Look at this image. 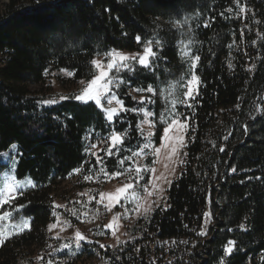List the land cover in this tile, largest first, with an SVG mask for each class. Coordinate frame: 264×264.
Instances as JSON below:
<instances>
[{"label": "trees", "instance_id": "1", "mask_svg": "<svg viewBox=\"0 0 264 264\" xmlns=\"http://www.w3.org/2000/svg\"><path fill=\"white\" fill-rule=\"evenodd\" d=\"M185 19L182 28L173 27V21ZM148 39L164 59L154 72L139 66L122 72L131 83L118 95L126 107H138L142 95L152 94L132 89L152 85L155 103L145 106L157 121L175 100L179 119L190 118L187 155L167 190L166 206L138 219L128 240L101 248L106 236L86 234L84 222L88 215L90 230L103 231L106 211L96 204L98 194L91 192L87 204L60 191L75 173L83 189L84 176L97 178L98 161L85 149L112 130L128 131L121 156L137 150L145 138L133 129L143 113H121L122 119L109 122L92 101H41L50 100L49 81L58 72L72 74L59 84L74 87L92 79L91 60L111 49L143 52ZM178 41L200 56L194 70L199 93L189 100L184 96L189 61ZM171 83L176 86L169 88ZM165 126L156 123L155 146ZM12 146L18 148L17 178H29L35 187L4 206L24 204L16 214L30 220V230L0 245V264L34 263L35 255L54 264H264V0H240L239 6L235 0H0V153ZM119 158L102 162L109 176L124 171L128 161L121 167ZM145 165L153 167L154 158ZM2 168L0 162V174ZM57 201L65 205L57 207ZM54 223L70 233L79 229L99 244H83L76 252L73 236L51 235ZM229 241L235 242L231 253ZM68 243L71 251H54Z\"/></svg>", "mask_w": 264, "mask_h": 264}, {"label": "snow or ice", "instance_id": "2", "mask_svg": "<svg viewBox=\"0 0 264 264\" xmlns=\"http://www.w3.org/2000/svg\"><path fill=\"white\" fill-rule=\"evenodd\" d=\"M236 4L239 6L240 0H235ZM229 11H232V9H229ZM241 12L246 11V6L243 8H240ZM223 16V13H221ZM188 20L185 19L183 23L181 21H173V27L175 28H182L184 24H187ZM209 25L205 23L203 27H208ZM137 43L139 44L141 42V37L137 35L135 37ZM192 42L189 41V44ZM178 44L181 46V53L183 56L188 58L189 64H188V69L189 72L191 73L190 78L187 79L185 85H184V96L187 98H193L194 95H198L199 93V85H200V77L195 75L194 70L197 67L198 62L200 61V56L199 55H192L190 49H187V46L184 45L183 41H178ZM231 48V45H229ZM157 49H159V40L157 39ZM105 57H107V62L102 60H97L93 59L91 60L90 66L94 68V72L92 74V79L87 82V85L82 89V91L79 94H75L71 97H65L61 96L60 100H67V99H74L76 101L82 102V103H87L89 101H94L96 105L100 106L104 113L106 114V117L109 121H115L117 118H123L120 116L121 113H143L145 119L142 120L140 123H138L135 126V130L139 131V134L143 136L144 142L140 147L137 148L136 151H133L132 149H127L131 153L129 156H121L120 150L124 146L125 141L128 139V131L125 129L124 131H116L112 130L108 137H106V140H109L111 142V148L107 150V155L108 156H120V158L117 160V163L123 167L125 164V161H132V164H130L127 168H124V172H127L129 174H132L133 172L135 173V179L137 181V184L133 183H127L123 187L119 188L116 190L115 193H103L101 192L100 198H101V203L103 202V199L105 196L108 197L110 201H115L116 204H119L121 199L127 201L129 199L128 195H126V191L129 189H134L135 187H143L147 188V185H139L138 181L143 179L142 173L144 172H149L152 171L154 172V168H149L147 165H137L136 160L134 159L135 157H140L143 155H147L146 150H151V155L154 157H157L161 151L162 147L167 146V142L171 139L170 137V132L176 128L178 130L182 131H187L189 125L187 123V120L190 119L189 117H186L184 122H181L179 120V116L181 115L180 113L175 111V105L176 101L172 100L171 101V108L170 109H165L163 112L160 113L159 116V121L155 119L156 114L153 111H150L146 108L145 105L148 104H154L155 100L153 99V96L156 95L157 89L154 88L152 85H148L147 88L143 87H137L135 89H132L138 93H151L152 95H142L140 97V100L137 101V104L139 105L138 107H126L125 102L123 99L120 98V95H118V91L121 86H129L131 81L130 80H125L123 77H121L119 74L125 70L127 72H134L136 70V67L139 66L141 69H147L149 71H153L155 69L156 62L158 60L164 59V57L160 56L158 54V50H154L153 47V41L152 39H148L144 42L143 44V52L142 53H136V54H127V53H122L119 52L118 50L111 49L108 52L104 53ZM115 69V75H112L111 73ZM155 74V73H154ZM184 77H181V80H183ZM84 83V82H82ZM175 83H171L169 85V88L175 87ZM130 95V92L128 93ZM131 99L136 100L135 96H132ZM103 101H106L107 106L102 103ZM113 102H115L116 107H113ZM42 104L44 105H52L56 104L57 100L55 99H50V100H43L41 101ZM180 103L185 104L186 107H191V104H187L185 100H181ZM149 117H152V119H148ZM171 117V119H169ZM162 123L166 124L167 126L163 127V135L160 137L162 141L165 143L162 144L160 147H153V140L152 137L154 135V132L149 130L147 133H145L143 125L145 123L148 124L149 129L155 128L156 123ZM128 128H132V125L129 124ZM177 143L179 146L182 148L186 146L184 144V136L183 135H177L175 137ZM227 139V137H225ZM96 145H91L90 147L86 148L85 151L88 152L91 150V148H95ZM13 151L10 157V162L11 164L15 165L17 163L16 161V155L17 153L15 152V146H12ZM112 148H115L117 151L114 153L112 151ZM224 149L221 148L220 151H223ZM95 155V153H92ZM172 154H178L177 148L173 147L171 149V153L169 158H171ZM7 155V154H5ZM185 156L187 153L184 154ZM97 161L99 162L101 160V157L97 156L96 157ZM181 163H184L183 160L180 161ZM133 165H136L133 167ZM233 172L236 171L235 168L231 169ZM74 171L79 172L80 169H75ZM101 171H104L101 169ZM124 172H113L111 176H120L123 175ZM105 176L108 178H111L107 172H104ZM93 177L92 176H84L85 180H91ZM17 184L20 185L21 189L23 187L31 186L35 187L34 184H31L30 181L27 183L17 181ZM170 183V181H169ZM17 192V188L13 186V184L8 185L7 192L0 193V207H3L4 204H11L15 201L16 197L12 195V193ZM135 194V193H133ZM19 195H23V191H19ZM26 206L24 204H17L11 212L9 211H4L2 214H0V221H3L5 219H8L10 216H12L13 212H19L20 210L24 209ZM57 207H60L57 205ZM105 207H108L105 205ZM110 210V209H109ZM147 211V210H146ZM210 215V214H206ZM64 223H68L69 226L71 227L70 222L64 221ZM57 224H52L49 227V230L51 231L52 229L56 228ZM105 227L111 229L112 225L108 224L105 225ZM243 227V225L241 226ZM15 229H18V231H10L7 234H5L4 229H0V245H3L5 240H7L10 236L12 235H18L19 233L25 231V230H30V222L26 219H21V221L17 224L14 225ZM115 233H113L114 235ZM202 235H205L206 232H201ZM57 237H59V233H57ZM74 247L75 251L79 252L82 250L83 244L87 245H92V244H99V241H92L90 240L87 236H85L83 233H81L79 230H77L74 233ZM235 244L234 241H229L228 245L226 246L227 252L231 253L232 252V246ZM101 248L105 247L104 245H100ZM63 249H69L70 251L73 249V244H63L61 246V249H54V251H59ZM42 259V258H41ZM47 264H54V260L49 259L47 261ZM221 264H223V261H221Z\"/></svg>", "mask_w": 264, "mask_h": 264}, {"label": "rangeland", "instance_id": "3", "mask_svg": "<svg viewBox=\"0 0 264 264\" xmlns=\"http://www.w3.org/2000/svg\"><path fill=\"white\" fill-rule=\"evenodd\" d=\"M1 1L3 3H6L8 0H1ZM122 53L136 54V53H142V52L122 51ZM97 60H102V61H105L106 63L107 57L103 56V57L98 58ZM111 74L112 75L116 74L115 69L113 70ZM120 74H122V72ZM55 75L57 77L49 81L48 89L50 90V99H55L57 100V102L62 101L60 100L61 96L71 97L75 94H79L82 91V89L87 85V82H88V81H81L74 87L70 86L68 83H64V85H62V84H59V81H61V79L71 78L72 74H70L66 70H62ZM186 99L189 100V98L187 97ZM102 103H104V105L107 106L106 101L102 100ZM112 106L116 107L115 102H113ZM144 119L145 117L142 114V120ZM148 119L150 120L152 119V117H149ZM109 122H112V121H109ZM143 128H144L145 133H147L149 130L154 132V128L149 129V126L147 123L143 125ZM169 135L171 139L167 142L166 147L161 148V151L157 157H154L153 155H151V150H146L148 153L147 155L134 158L136 160L137 165L143 166L145 165L147 158L153 157L155 160V165L149 168H154L155 171L154 172L152 171L144 172L143 179L138 181V184L141 186L147 185L146 189L143 187H135L134 189L127 190L125 194L128 195L129 199L127 201L121 199L119 204H116L115 201H110L107 196L104 197L103 202L101 203L100 202L101 198L99 194L101 192L115 193L117 189L123 187L127 183H133L134 185L137 184V181L135 179V173L133 172L132 174H129L123 171L124 174L120 176H111V178H108L107 176H105L104 174L105 169L103 167L102 162H104L106 158L109 157L107 155V150L111 148V142L109 140H104V141L96 142L92 144V145H96V147L91 148V150L88 151L90 156L95 159L97 156L101 157L100 162H98L99 172L97 173V178L91 179V180H85V184H87L88 187L83 189V187H81V184L77 179L78 173H75L73 177L70 178V180L63 185L62 191H60V194H66L67 198L68 196L70 197L72 196L73 197L72 200H78V199L80 200L81 198H84L87 204H89L93 199L92 193L98 194V198L96 199L97 200L96 204L99 207L101 206L102 210L106 211L105 225L111 224L112 228L109 229L105 227L104 225L103 231H98V232L93 231V230L91 231L90 230L91 229L90 228L91 219H90V216L87 215L84 219V222L86 225L85 226L86 234L93 236V234L96 233L98 236H106L102 240V244L114 247L118 245L119 242L126 241L130 238L129 229L137 222L138 219L147 218L158 207L166 206L167 190L170 184L172 183V181H174L175 178L180 173V167L182 164L180 161L183 160L184 153H185V146L181 148L179 144L177 143L175 137L177 135H183L184 144L186 145V131H182V130H178L174 128L170 132ZM164 143L165 142L162 141V143L159 146H155L153 143V147H160ZM173 147L177 148L178 154H172L171 158H169L171 149ZM12 151H13V148L11 147L7 152L0 153V162H2L3 164L2 172L0 174V193L7 192L8 185L13 184V186L17 188V192L12 193V195L17 197L19 194V191H23L26 188L31 187L29 185L21 189L20 185L16 183L17 181L24 182V183H27L28 181H30L31 184H33V182L29 178H25L22 180L17 178L15 174L17 163L13 165L10 162ZM112 151L115 153L117 150L115 148H112ZM15 152L17 153L15 157L17 161V158H18L17 146H15ZM92 153H95V155H93ZM130 164H132V161H128L125 164L124 168H127ZM135 166L136 165H133V167ZM101 169H103L104 171H101ZM147 173L150 174V177L147 181H145L144 176ZM0 198H3V197H0ZM6 205L8 204H4L3 207H0V212H1L0 214H2L4 211H9V212L12 211V207L5 209L4 206ZM11 205L12 203L9 204V206ZM57 205L63 206L65 204L57 201ZM105 205H107L108 207H105ZM21 219H25V218L16 214V212H13L12 216H10L8 219L0 221V229H4L5 234H7L10 231H18V229L14 228V225L19 223ZM28 221L30 222V220ZM54 224H57V223H54ZM77 230L79 229H75L73 232L70 233V231L64 228L63 225L57 224V227L52 229L50 233L52 236H57V233H59V234L74 237V233ZM80 232L84 233L83 231H80ZM113 233L115 234L113 235ZM34 260H36L34 263H32L31 261H26V262H23V264H47V263H42L41 259L37 255L34 256Z\"/></svg>", "mask_w": 264, "mask_h": 264}, {"label": "built area", "instance_id": "4", "mask_svg": "<svg viewBox=\"0 0 264 264\" xmlns=\"http://www.w3.org/2000/svg\"><path fill=\"white\" fill-rule=\"evenodd\" d=\"M225 254H227V252Z\"/></svg>", "mask_w": 264, "mask_h": 264}]
</instances>
